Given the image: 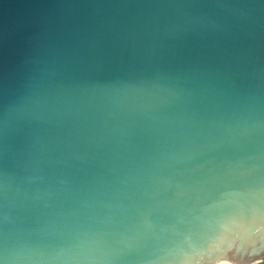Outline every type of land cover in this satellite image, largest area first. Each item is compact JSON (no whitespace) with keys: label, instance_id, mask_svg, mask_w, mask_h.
<instances>
[{"label":"clouds","instance_id":"1","mask_svg":"<svg viewBox=\"0 0 264 264\" xmlns=\"http://www.w3.org/2000/svg\"><path fill=\"white\" fill-rule=\"evenodd\" d=\"M0 264H264V0H0Z\"/></svg>","mask_w":264,"mask_h":264}]
</instances>
